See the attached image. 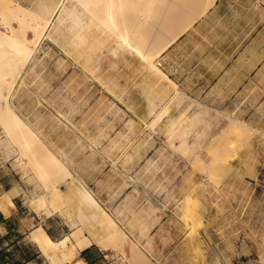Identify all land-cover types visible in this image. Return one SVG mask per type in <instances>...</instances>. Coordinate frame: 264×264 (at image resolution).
I'll return each mask as SVG.
<instances>
[{
	"label": "rangeland",
	"instance_id": "1",
	"mask_svg": "<svg viewBox=\"0 0 264 264\" xmlns=\"http://www.w3.org/2000/svg\"><path fill=\"white\" fill-rule=\"evenodd\" d=\"M68 35L54 19L26 69L25 83L9 97L16 112L66 157L149 261L264 264V129L237 143L225 175L216 182L209 170L197 169L167 144L162 125L155 131L146 128L151 108L130 55L108 43L86 68ZM188 105L183 100L172 114ZM200 109L212 123L200 150L209 162L215 137L228 127L229 116H239L229 108ZM6 147L0 129V194L20 184L31 196L34 186L21 178L15 155H7ZM184 202L190 216L183 213ZM15 203L21 218H33L31 231L42 226L54 240L69 233L66 219L38 216L27 196Z\"/></svg>",
	"mask_w": 264,
	"mask_h": 264
},
{
	"label": "bare ground",
	"instance_id": "2",
	"mask_svg": "<svg viewBox=\"0 0 264 264\" xmlns=\"http://www.w3.org/2000/svg\"><path fill=\"white\" fill-rule=\"evenodd\" d=\"M212 2L30 0L28 5L22 0H0V129L7 141L6 154L15 155L14 166L21 178L34 186L31 196L20 184L4 191L0 210L9 215L15 208L14 199L24 195L38 216L66 219L70 231L59 240L42 226L29 235L51 264L72 262L79 251L93 244L132 264H154L86 182L74 174L66 157L24 120L9 100L25 83L26 69L53 20L69 32L67 42L86 68L95 63L97 52L108 43L115 45L114 51L130 55L139 66L140 87L151 108L146 128L155 131L162 125L167 144L197 169L209 170L212 179L219 182L234 158L237 143L247 142L253 132L262 133L248 122L229 116L230 124L215 137L216 144L207 151L209 162H205L200 156L201 139L212 123L200 108L191 111L194 102L178 115L172 114L184 97L177 90L171 96L165 93L164 83L170 80L160 67L161 54ZM62 32L60 29L59 36ZM48 36L52 37L51 32ZM181 208L185 215H191L185 202Z\"/></svg>",
	"mask_w": 264,
	"mask_h": 264
},
{
	"label": "crops",
	"instance_id": "3",
	"mask_svg": "<svg viewBox=\"0 0 264 264\" xmlns=\"http://www.w3.org/2000/svg\"><path fill=\"white\" fill-rule=\"evenodd\" d=\"M160 61L170 80L167 95L177 90L194 107L234 109L239 119L264 129V0H213ZM30 221L16 203L9 215L0 210V264H51L29 238ZM64 264L131 263L93 244Z\"/></svg>",
	"mask_w": 264,
	"mask_h": 264
},
{
	"label": "trees",
	"instance_id": "4",
	"mask_svg": "<svg viewBox=\"0 0 264 264\" xmlns=\"http://www.w3.org/2000/svg\"><path fill=\"white\" fill-rule=\"evenodd\" d=\"M49 234V233H48ZM50 235V234H49Z\"/></svg>",
	"mask_w": 264,
	"mask_h": 264
}]
</instances>
